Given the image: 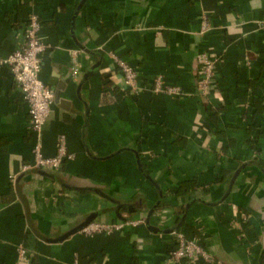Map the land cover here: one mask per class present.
I'll return each instance as SVG.
<instances>
[{"label": "crops", "instance_id": "0c3cea01", "mask_svg": "<svg viewBox=\"0 0 264 264\" xmlns=\"http://www.w3.org/2000/svg\"><path fill=\"white\" fill-rule=\"evenodd\" d=\"M30 16L49 47L39 79L59 98L41 152L64 136L73 158L22 170L36 136L0 66V264H177V236L223 264H264V0H0V60ZM201 54L219 60L203 100ZM113 57L138 70V94ZM158 76L181 96L151 93ZM92 216L143 223L84 235Z\"/></svg>", "mask_w": 264, "mask_h": 264}, {"label": "built area", "instance_id": "2783aa9c", "mask_svg": "<svg viewBox=\"0 0 264 264\" xmlns=\"http://www.w3.org/2000/svg\"><path fill=\"white\" fill-rule=\"evenodd\" d=\"M206 20L203 18L202 29H206ZM41 22L35 16L27 18L24 39L12 54L5 60H0V66H5L18 86L23 101L28 107L29 131L36 136V143L32 150L33 162L30 165L23 166L22 170L35 169L45 172H58L66 161L73 158L67 151L66 140L64 136L59 137V143L52 157H45L41 152V135L43 126L50 115L51 105L54 101L53 91L44 85L39 74L41 70V56L48 50V46L40 38ZM74 55V54H73ZM116 67L123 79L124 88L130 94H138L139 74L136 68H133L113 57ZM219 60L209 54H201L197 57V96L202 100L209 98L216 86V66ZM151 93L165 96H181L178 87H169L164 83V79L158 76L154 79ZM13 181V178H11ZM143 223V220L126 221L112 225H103L91 223L81 230L84 235L105 232L111 233L121 231L124 227L136 226ZM176 247L168 253V260L174 263L182 261L192 264L196 259L201 260L202 264H223L213 258L196 241L185 240L181 236L176 238ZM25 250L19 248L21 259L25 258Z\"/></svg>", "mask_w": 264, "mask_h": 264}, {"label": "water", "instance_id": "95a60500", "mask_svg": "<svg viewBox=\"0 0 264 264\" xmlns=\"http://www.w3.org/2000/svg\"><path fill=\"white\" fill-rule=\"evenodd\" d=\"M85 52H86L87 54H91V53H92V52L87 51V50H85ZM54 101H55V102H59L58 95H55V96H54ZM40 173H41V174L48 175V173H46L45 171H40ZM65 238H66V235H65V236H61L60 238L57 239V241H63Z\"/></svg>", "mask_w": 264, "mask_h": 264}, {"label": "trees", "instance_id": "16d2710c", "mask_svg": "<svg viewBox=\"0 0 264 264\" xmlns=\"http://www.w3.org/2000/svg\"><path fill=\"white\" fill-rule=\"evenodd\" d=\"M121 209H124V207L123 208H121ZM93 216L92 217H90V219L88 220V222H87V225L91 222V221H93ZM126 221H131V219H126L125 221H123V222H126ZM24 248H26V247H24Z\"/></svg>", "mask_w": 264, "mask_h": 264}]
</instances>
